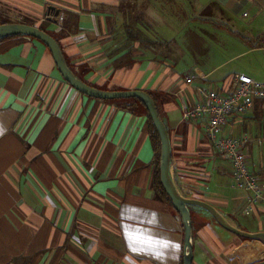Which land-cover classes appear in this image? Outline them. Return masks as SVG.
<instances>
[{"label":"crops","instance_id":"crops-1","mask_svg":"<svg viewBox=\"0 0 264 264\" xmlns=\"http://www.w3.org/2000/svg\"><path fill=\"white\" fill-rule=\"evenodd\" d=\"M127 1L0 0V16L42 24L88 84L149 92L169 132L178 190L210 203L242 230L264 232V198L244 212L252 193L236 186L233 165L206 134L207 116L189 114L204 101L201 90L232 92L233 75L246 72L214 79V68L176 51L168 57L172 40L169 49L129 38L126 20L134 12L126 9ZM140 1L137 26L173 24V10L159 8L163 0ZM181 1L184 9L194 8V0ZM213 2L228 19L222 25L231 22L232 0H204L190 18L201 29L200 23L210 26L207 19L194 16ZM128 47L133 57L117 65ZM258 50L264 46L243 52ZM130 101L73 87L38 38L0 39V264H183L181 214L154 184L156 148L146 107H127ZM224 130L250 137L249 165L264 181L263 112L231 115ZM190 211L193 264L264 260L263 240L223 227L203 207L191 205Z\"/></svg>","mask_w":264,"mask_h":264},{"label":"rangeland","instance_id":"rangeland-1","mask_svg":"<svg viewBox=\"0 0 264 264\" xmlns=\"http://www.w3.org/2000/svg\"><path fill=\"white\" fill-rule=\"evenodd\" d=\"M203 1L194 0V8L188 10L182 7L184 4L181 0H163L159 8L167 13L169 7L176 18L173 24L163 22L150 27L146 23H142V26L136 24L138 12L145 1L128 0L125 2L126 9H130L134 15L126 21L131 22L132 34L145 41L148 38L154 39L156 44L157 41L171 42L172 40V52L169 55L166 54V47L160 48L164 57L166 55L172 57L176 51L180 57L185 56L186 60L200 64L205 69L214 68L211 76L214 79L244 70L247 74L255 76V79L264 80V50L243 52L253 45L264 46V0H240V2L232 0L231 22L224 26L222 24L228 19L221 15L219 4L213 2L194 16L196 19L203 18V21L207 19L204 23L207 22L210 26L200 23L203 28L201 29L199 23L190 18L195 11L199 10ZM187 18L190 20L184 21ZM3 19L0 16V23ZM120 34L124 35V33ZM158 45H164V42ZM124 99L126 98L113 100Z\"/></svg>","mask_w":264,"mask_h":264},{"label":"water","instance_id":"water-1","mask_svg":"<svg viewBox=\"0 0 264 264\" xmlns=\"http://www.w3.org/2000/svg\"><path fill=\"white\" fill-rule=\"evenodd\" d=\"M51 10L53 6L49 7ZM27 35L40 39L50 49L57 68L61 72L62 76L73 87L85 93L87 95L102 98V99H116V98H131L135 97L142 101L144 106L149 112V115L154 123L160 137L161 150H160V180L161 183L172 200L174 207L180 212L184 227V255L183 264H193V220L190 211V206H200L207 209L216 220L225 228L233 231L234 233L247 237L258 238L264 241V232H249L242 230L232 225L223 214L218 211L210 203L183 195L177 188L172 177V148L169 132L165 122L159 115L158 107L154 97L143 89H126V90H107L101 89L96 86L90 85L81 78H79L75 72L69 66L64 53L61 49L57 39L47 31L40 27L25 22H5L0 23V39L11 35ZM253 264H264V260Z\"/></svg>","mask_w":264,"mask_h":264},{"label":"built area","instance_id":"built-area-1","mask_svg":"<svg viewBox=\"0 0 264 264\" xmlns=\"http://www.w3.org/2000/svg\"><path fill=\"white\" fill-rule=\"evenodd\" d=\"M191 80V77H187ZM235 88L232 92L224 93L218 89L201 90L204 101L192 109L189 114L197 118L207 116L205 131L216 151L234 168L236 186L250 191L251 197L244 212L250 214L254 205L264 198V181L250 167L245 147L250 137L244 135L235 137L225 132L224 126L231 115H244L256 107L260 101L264 114V81L253 78L246 73L233 75Z\"/></svg>","mask_w":264,"mask_h":264},{"label":"trees","instance_id":"trees-1","mask_svg":"<svg viewBox=\"0 0 264 264\" xmlns=\"http://www.w3.org/2000/svg\"><path fill=\"white\" fill-rule=\"evenodd\" d=\"M5 22H25V23H29V24H34L35 25V23L33 22V21H31V20H29V19H27V18H25V19H22V20H14V19H4L3 20V23H5ZM37 26V25H36ZM38 27H40L41 29H43V30H45V31H47L46 30V28L41 24V25H39ZM48 32V31H47ZM49 33V32H48ZM51 34V33H50ZM52 35V34H51ZM52 36H54V35H52ZM128 36H129V38H138V36H136V35H134V34H132V32L131 31H128ZM55 37V36H54ZM56 38V37H55ZM57 39V38H56ZM58 41V40H57ZM143 41H145V39L143 40ZM146 41H148V42H151V43H155V41H153V40H146ZM160 42H164V45H166L167 46V48H169L170 49V47H169V44H170V41H166L165 42V40L164 41H157L156 42V44H158V43H160ZM58 43H59V41H58ZM132 52H133V48L132 47H128V49L126 50V52H125V54H123L119 59H117L116 61H115V63H117V65H123L124 64V60H125V58H127V57H129V58H131V57H133V55H132ZM125 57V58H124ZM126 63V62H125ZM72 69V68H71ZM73 70V69H72ZM131 99V101L128 103H126L125 105L128 107H135L136 105H137V103H140V104H143L142 103V101L140 100V99H138V98H135V97H131L130 98ZM144 105V104H143ZM255 109H257V110H260L261 112H263L262 111V108H261V104H260V101H257V103H256V107H255ZM146 111H147V114H148V125H149V129H150V134H151V137H152V139H153V142H154V145H155V148H156V160H155V172H154V184H155V186H156V188L158 189V191L160 192V194L164 197V198H166L167 200H169L170 202H172V200L170 199V197L168 196V194L166 193V191H165V189H164V187H163V185H162V183H161V180H160V170H159V164H160V150H161V143H160V137H159V133H158V131H157V129H156V127H155V125H154V123L152 122V119H151V117H150V115H149V112H148V110L146 109Z\"/></svg>","mask_w":264,"mask_h":264}]
</instances>
